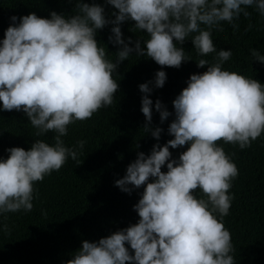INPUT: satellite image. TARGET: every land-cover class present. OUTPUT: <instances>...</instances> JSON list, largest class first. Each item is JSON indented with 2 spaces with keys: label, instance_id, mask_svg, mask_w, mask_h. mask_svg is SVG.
<instances>
[{
  "label": "clouds",
  "instance_id": "clouds-1",
  "mask_svg": "<svg viewBox=\"0 0 264 264\" xmlns=\"http://www.w3.org/2000/svg\"><path fill=\"white\" fill-rule=\"evenodd\" d=\"M105 3L115 9L114 19L106 18L102 5L84 0H75L68 16L51 11L50 18L34 12L10 18L0 41V110L23 112L37 137L55 135L53 145L36 139L28 150L6 149L8 157L0 158V215L31 212L37 198L35 184L59 171L69 158L78 161L86 141L68 147L62 138L69 125L91 119L113 103L120 87L113 73L121 62L136 54L161 68L178 69L192 60L182 47L191 40L199 56H215L212 62L199 60L197 67L207 70L192 74L172 101L174 119L167 131L173 138L163 146L154 144L148 155L139 152L123 178L115 181L129 195L143 187L133 205L138 222L95 242L83 240L66 264H236L232 236L223 221L229 215L234 199L230 190L239 170L220 142L243 150L264 135V84L224 69L232 52L217 51L212 33L223 31L224 22L238 30L236 21L241 15L248 18L249 8L264 17V0ZM127 21L147 36L138 38L134 47L129 46L132 38L126 42L121 31ZM108 25H114L109 42L119 46L115 62L96 39L97 31ZM250 53L253 61L264 64L259 50L252 48ZM166 80V72L159 70L154 80L139 85L144 94L143 129L157 141L163 129L152 127L150 94L163 88ZM155 110L161 123L173 115L159 99ZM185 146L178 158L172 157L170 148ZM3 231L10 232L7 225Z\"/></svg>",
  "mask_w": 264,
  "mask_h": 264
},
{
  "label": "trees",
  "instance_id": "trees-1",
  "mask_svg": "<svg viewBox=\"0 0 264 264\" xmlns=\"http://www.w3.org/2000/svg\"><path fill=\"white\" fill-rule=\"evenodd\" d=\"M84 2L102 5L106 18L114 19L111 13L115 9L105 0ZM74 7L75 0L71 4L67 0H0V41L12 23V16L22 17L34 12L41 18H50L51 11L68 16L73 14ZM248 11L251 13L248 18L241 15L236 21L238 30L234 31L224 22V30H213L212 39L217 51L232 52L230 60L223 65L224 69L264 84V64L253 61L250 53L254 48L264 55V17L252 8ZM249 25L252 27L246 31ZM113 26L98 30L96 39L105 48L107 58L115 62L119 46L108 40ZM133 26L131 21L121 24L125 41L132 38L130 47H134L138 38L147 39L145 33ZM182 47L192 60L182 62L178 69L161 68L148 57L136 54L120 63L117 73H113L120 85L113 103L100 109L91 119L69 125L67 136L62 138L68 147L76 145L77 141H86L78 161L69 158L59 171L35 184L37 198L33 200L31 212L0 215V264H66L83 240L95 242L138 222L139 216L133 205L140 199L143 187L134 189L129 195L116 187L115 181L123 178L127 166L139 152L148 155L154 144L163 146L173 138L167 131L174 119L172 101L187 86L192 74L207 70V66L197 67L199 60L212 62L215 56V53L199 56L191 40H186ZM159 70L166 72L167 80L163 88H154L150 94L152 127L163 129L157 141L143 129L145 117L141 112V98L144 94L139 85L154 80ZM157 99L173 113L163 123L155 110ZM36 131L23 112L0 110V158L8 157L6 149L10 147L28 150L36 139L54 144V133L37 137ZM220 144L239 170L230 190L234 199L229 215L223 221L232 236L235 249L232 255L236 264H264V135L243 150L222 141ZM186 148H170L172 157L178 158ZM162 171H167L166 165ZM195 195L201 196L199 190ZM4 225L10 232L3 231ZM126 247L132 251L130 246Z\"/></svg>",
  "mask_w": 264,
  "mask_h": 264
}]
</instances>
